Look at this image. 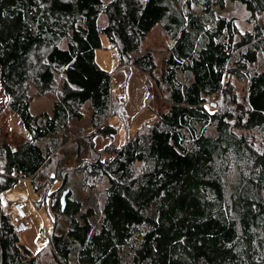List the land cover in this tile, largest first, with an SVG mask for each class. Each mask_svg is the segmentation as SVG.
Returning a JSON list of instances; mask_svg holds the SVG:
<instances>
[{"label": "trees", "instance_id": "1", "mask_svg": "<svg viewBox=\"0 0 264 264\" xmlns=\"http://www.w3.org/2000/svg\"><path fill=\"white\" fill-rule=\"evenodd\" d=\"M228 1L249 15L238 42L235 20L216 11ZM58 4L0 0V116L16 114L29 136L12 148L0 127V264H42L47 249L56 264H264V70H255L264 0ZM156 27L169 40L160 64L144 48ZM102 33L119 65L147 77L155 119L101 153L95 139H114L113 120H127L111 74L96 63ZM43 95L54 97L52 113L33 115ZM87 106L94 133L71 144L69 123ZM86 152L96 157L86 161ZM14 172L28 179L32 200L31 182L52 223L37 254L5 201Z\"/></svg>", "mask_w": 264, "mask_h": 264}, {"label": "rangeland", "instance_id": "2", "mask_svg": "<svg viewBox=\"0 0 264 264\" xmlns=\"http://www.w3.org/2000/svg\"><path fill=\"white\" fill-rule=\"evenodd\" d=\"M111 0H105V3H109ZM54 3L55 8H60L61 6L58 4V0H52ZM217 13L225 17L229 20L234 19L236 26L239 30V34L235 37V41L238 42L243 33H245L247 30L250 29V26L248 24V17L249 15L244 10L243 7H240L232 2H227L226 7L223 11H220L218 8H216ZM203 15L202 12L199 13V16ZM264 22V19L263 21ZM100 26L105 29L107 27V18L105 15H103L99 20ZM102 49L98 50L96 52V63L105 71L109 72L111 74L112 80L114 81L112 93L119 98L123 97V79L120 76V74H115V71H117V67L119 65V61L117 58H114L112 54L115 52V49L113 47L112 38H110L105 33H102ZM169 44L168 37L165 36L163 30L160 27H156L151 34L148 36L147 41L144 45L145 50L148 48H151L154 50L155 59L157 63H161L162 59L167 56V46ZM115 70V71H114ZM255 70L258 72L264 70V55L260 56V60L255 67ZM237 92H239L241 95H244L246 93L247 84L245 82L241 84H236ZM32 94L36 95L35 88H32ZM53 98L48 95H43L42 97H34L33 101L31 102V113L33 115H40L44 112H47L49 114L52 113L53 108ZM115 100V98L113 97ZM4 101L1 90H0V104H2ZM155 101V100H154ZM155 103V102H154ZM215 103V102H214ZM156 104V103H155ZM90 115L91 111L87 107H85L83 111V117L84 119L82 121H77L72 119L69 123L68 127V140L69 143L73 144L78 138L83 136H88L92 133H94V130L92 129L90 125ZM113 124H116L118 127V135L114 139H103L101 137H97L95 139V149L97 152H101L104 150L106 146L113 143L115 146L119 147L124 144L127 136H133L135 133L133 126H130L128 124V120H126L125 125L118 124L116 122V119L113 120ZM0 127L2 129V139L5 138L6 142H8L12 148H15L18 144L29 140V136L27 132L25 131L19 117L14 114L13 112L9 110H5L3 114L0 116ZM128 127V129H127ZM127 131L129 133L127 134ZM70 144V145H71ZM70 147V146H68ZM84 159L86 161H92L96 154H90L89 152H86L83 155ZM102 159L108 157L107 154H102ZM71 165L76 166L77 163L73 162ZM72 166V167H73ZM60 186V182H55L52 185V189H56ZM29 189L30 193L32 195V200L29 203V215L32 218V221L35 225V227L39 231H44L45 227L47 232H51L52 230V223L51 220L46 212V207L42 206L41 208L38 207L37 202L40 201L39 196L34 192L32 188L31 182H29ZM29 196V191L26 187H24V182L20 181L19 184H16L14 188L8 190L5 193V198L8 201H16L19 199H23ZM45 233V232H44ZM42 245L40 246V248ZM43 248V247H42ZM42 264H56L52 253L47 249L42 256L40 257Z\"/></svg>", "mask_w": 264, "mask_h": 264}, {"label": "crops", "instance_id": "3", "mask_svg": "<svg viewBox=\"0 0 264 264\" xmlns=\"http://www.w3.org/2000/svg\"><path fill=\"white\" fill-rule=\"evenodd\" d=\"M146 50H152L148 48ZM168 54V53H167ZM155 55V54H154ZM115 74H120L123 79V99L125 101V112L127 115L128 124L133 126L134 129H139L143 125L152 123L155 119V112L152 108L145 107L146 99L149 95V88L147 77L138 72L133 66L118 65L116 68ZM153 107H155L154 101L151 103ZM20 200V199H19ZM16 201H8L5 198V201L10 210H12L10 204L17 202ZM31 228L29 231L21 235L23 243L34 253L37 254L42 247H45L49 244V232H47L46 227L44 231H39L30 217ZM45 232V233H44ZM42 247L40 248V246Z\"/></svg>", "mask_w": 264, "mask_h": 264}, {"label": "built area", "instance_id": "4", "mask_svg": "<svg viewBox=\"0 0 264 264\" xmlns=\"http://www.w3.org/2000/svg\"><path fill=\"white\" fill-rule=\"evenodd\" d=\"M112 56L115 58L116 55L113 53ZM219 98L216 96L212 98V102L217 101ZM12 177L16 179V184H19L20 181L24 182V187L28 190V179L19 177L16 172L13 173ZM31 201V196L24 198L21 201L11 203L10 206L13 210L14 217V229L15 232L19 235L26 233L31 228L30 218H29V203Z\"/></svg>", "mask_w": 264, "mask_h": 264}, {"label": "water", "instance_id": "5", "mask_svg": "<svg viewBox=\"0 0 264 264\" xmlns=\"http://www.w3.org/2000/svg\"><path fill=\"white\" fill-rule=\"evenodd\" d=\"M64 203H65V197H63V199H62V204L64 205ZM3 264H5V263H3Z\"/></svg>", "mask_w": 264, "mask_h": 264}]
</instances>
